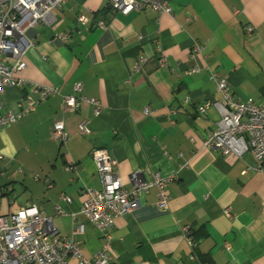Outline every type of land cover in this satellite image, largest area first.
Segmentation results:
<instances>
[{
  "label": "crops",
  "instance_id": "1",
  "mask_svg": "<svg viewBox=\"0 0 264 264\" xmlns=\"http://www.w3.org/2000/svg\"><path fill=\"white\" fill-rule=\"evenodd\" d=\"M168 1L173 14L150 7L124 14L113 12L109 0H66L53 20L27 29V67L15 73L26 83L3 89L0 113L20 112L28 98L35 104L0 128V213L36 205L88 260L107 232L109 264H264V160L250 151L237 158L203 146L221 115L214 105L198 111L222 98L218 79L227 81L234 99L264 103V0ZM79 14L89 21L80 22ZM196 43L203 51L193 56ZM76 83L85 98L101 102L97 116L86 100L76 111L64 109ZM38 84L57 86L59 93L39 100ZM83 120L85 134L79 132ZM58 121L65 123L67 142L53 136ZM94 148L115 160L125 188H132L133 172L144 180L156 171L171 177L167 208L159 207L152 186L138 208L118 216L112 228L98 229L81 211L85 188L102 187ZM57 205L67 214L57 215ZM66 264L82 263L70 257Z\"/></svg>",
  "mask_w": 264,
  "mask_h": 264
},
{
  "label": "built area",
  "instance_id": "2",
  "mask_svg": "<svg viewBox=\"0 0 264 264\" xmlns=\"http://www.w3.org/2000/svg\"><path fill=\"white\" fill-rule=\"evenodd\" d=\"M65 1L0 0V94L6 87L26 83L16 77L15 73L27 67L23 56L32 45L26 37L27 29L40 21L53 20ZM109 2L113 12L128 14L134 10L150 7L157 12L173 14L168 0H109ZM77 19L82 23L89 21V17L85 14H79ZM99 24L103 26L105 23L100 21ZM247 30L252 31V27L248 26ZM60 36L65 39L66 34L63 33ZM202 49L203 47L196 43L192 55L202 52ZM166 62V57L162 55L161 65ZM139 68L140 66H137V69ZM198 70V68H192L190 72ZM217 85L222 98L213 102L206 101L198 106V111L204 113L211 105H214L221 115L217 127L204 135L203 146L216 149L223 156L237 158H241L250 151L261 163L264 160V103H257L252 98L234 99L225 79H218ZM82 90L81 83L74 85V92L64 96V109L68 112L76 111L82 100H86L90 103L91 116H97L102 109L101 102L95 98H85ZM37 91L39 100H46L59 93V87L38 84ZM26 103V108L18 113L12 110L0 113V128L9 126L17 121L23 112L34 108L35 101L32 98H28ZM144 110L147 113L150 112L148 107ZM79 132L81 134L89 132L88 120H83L79 124ZM53 136L61 142L69 140L63 121L54 124ZM92 157L98 166L102 187L85 188V200L81 211L94 222L98 229L105 231L112 228L118 216L138 208L142 195L152 186L158 188L159 207L167 208L170 200L168 185L171 177L156 171L152 173L149 180H144L139 172H133L131 174L133 186L128 189L125 188L119 173L114 169L115 160L106 149L94 148ZM2 158L0 153V162ZM3 193L0 183V203ZM60 198L66 202L71 201V197L66 193H61ZM14 201V196H10L9 202ZM56 214L66 215L67 213L57 205ZM224 214L231 217V208L226 207ZM82 227V225L76 226L74 232L81 231ZM186 230L188 231L189 228ZM109 237L110 234L106 232L102 249L88 260L72 236H59L51 216L44 215L36 205H30L7 214L0 213V264H66L70 257L77 258L82 264L89 261L92 264H109ZM189 241L195 245L190 235Z\"/></svg>",
  "mask_w": 264,
  "mask_h": 264
},
{
  "label": "trees",
  "instance_id": "3",
  "mask_svg": "<svg viewBox=\"0 0 264 264\" xmlns=\"http://www.w3.org/2000/svg\"><path fill=\"white\" fill-rule=\"evenodd\" d=\"M200 105H201V104H200ZM200 105H199V106H200ZM193 233H194V232H193ZM194 235H195V234H194ZM194 235H193V237H194ZM193 239H194V238H193Z\"/></svg>",
  "mask_w": 264,
  "mask_h": 264
}]
</instances>
